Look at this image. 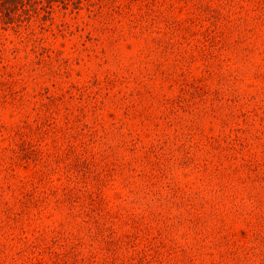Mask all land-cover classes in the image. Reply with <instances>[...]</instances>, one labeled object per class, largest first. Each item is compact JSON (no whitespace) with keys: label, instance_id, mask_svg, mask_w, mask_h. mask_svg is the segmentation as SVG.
I'll return each mask as SVG.
<instances>
[{"label":"rangeland","instance_id":"rangeland-1","mask_svg":"<svg viewBox=\"0 0 264 264\" xmlns=\"http://www.w3.org/2000/svg\"><path fill=\"white\" fill-rule=\"evenodd\" d=\"M0 264H264V0H0Z\"/></svg>","mask_w":264,"mask_h":264},{"label":"trees","instance_id":"trees-1","mask_svg":"<svg viewBox=\"0 0 264 264\" xmlns=\"http://www.w3.org/2000/svg\"><path fill=\"white\" fill-rule=\"evenodd\" d=\"M16 2H19V4H21V5H23V1L24 0H15ZM50 1V0H49ZM18 4V3H17ZM47 6H49L48 4H47ZM45 12H48L49 13V9H45ZM7 14H9L8 12H7Z\"/></svg>","mask_w":264,"mask_h":264}]
</instances>
